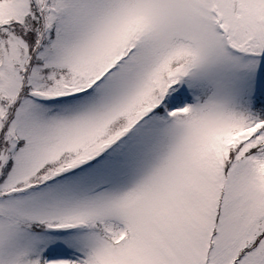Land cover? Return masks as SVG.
I'll return each instance as SVG.
<instances>
[{
  "label": "snow or ice",
  "instance_id": "snow-or-ice-1",
  "mask_svg": "<svg viewBox=\"0 0 264 264\" xmlns=\"http://www.w3.org/2000/svg\"><path fill=\"white\" fill-rule=\"evenodd\" d=\"M0 264H264V0H0Z\"/></svg>",
  "mask_w": 264,
  "mask_h": 264
}]
</instances>
